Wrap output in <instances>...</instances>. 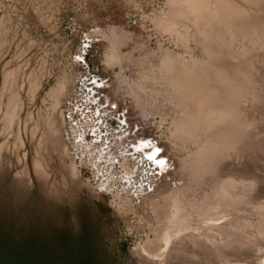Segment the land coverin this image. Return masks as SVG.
<instances>
[{"label": "rangeland", "instance_id": "rangeland-1", "mask_svg": "<svg viewBox=\"0 0 264 264\" xmlns=\"http://www.w3.org/2000/svg\"><path fill=\"white\" fill-rule=\"evenodd\" d=\"M170 2L0 0V23L8 32L0 51V93L6 73L15 74L1 98L0 264H226L225 258L256 264L240 237L248 232L264 249V108L255 101L257 93L264 101L263 60L241 102L220 95L249 121L237 134L248 135L250 145L235 134L239 145L228 147L216 173L221 182L235 176L237 193L253 203L251 209L228 208L226 224L248 226L213 234L211 223H203L193 246L173 241L170 250L162 249L168 254L161 250L168 258L153 251L167 223L165 196L183 199L188 184L195 197L213 190L212 175L202 182L193 159L205 134L191 138L176 129L193 104L182 106L168 85L152 84L166 51L178 59L210 60L187 20L165 28ZM113 45L122 64L108 63ZM63 77L66 90L56 101L47 93ZM35 79L40 88L31 101ZM12 93L23 110L5 131ZM47 115L56 132L47 130ZM36 159L44 174L36 171ZM227 236L233 239L224 246Z\"/></svg>", "mask_w": 264, "mask_h": 264}, {"label": "bare ground", "instance_id": "bare-ground-1", "mask_svg": "<svg viewBox=\"0 0 264 264\" xmlns=\"http://www.w3.org/2000/svg\"><path fill=\"white\" fill-rule=\"evenodd\" d=\"M169 5V17L167 16L165 19V28L167 29L169 26L173 28L178 21L187 20L191 31L194 30L195 35H192L200 38L203 42L202 49L209 53L207 55H210V60L204 62L205 60L203 59L194 61L182 58L178 59L174 56L175 54L173 55L171 52L166 51L156 61L157 66L154 75L157 80H154L152 84L155 87L164 83L166 86L168 85L169 89L172 90L171 99L174 102L177 101L182 106L185 104H193V112H188L183 115L176 129L179 133L190 136L196 133H201V135L205 134L203 137L204 140H202L198 149L193 152V159L195 164L199 165L202 170V182H205L204 179L208 174L212 175L213 190L208 195L205 193L202 197H195L196 195H193L194 191L192 190L193 192H190V185L188 184L184 192L185 194H183V199L181 198L182 196L178 198L176 195H172L175 199L171 195H169L170 197L165 196V204L163 203V205H165V208L167 207L164 210L167 211V219H164V221L167 220V223L165 222L166 224L160 227L161 234L159 237L161 238L160 240L159 237L157 238V241L160 243L157 242L159 245L156 243L158 247H153L156 250L152 248L155 251L154 254L158 256L160 253L163 254L162 252L164 251L162 249L171 248L173 246L172 244H174L173 241H184L193 246L199 231L198 229L200 226L202 227L203 223H211L210 226L212 227L209 230L211 229L210 231L213 234L223 233L226 229L239 230L240 227L246 225L245 222L242 223L238 220L235 224L233 223L235 221L231 222L233 224H226L224 216L226 210L233 205H242L241 208L251 209L253 204L251 198L249 196L242 198L241 196L244 194L240 195L237 193L241 183L237 182L235 176L227 181L221 182L217 178L216 173L221 161L225 158L224 155L227 151L230 152L228 149L234 144L239 145L236 143L237 136L235 137V134L240 129L239 127H243L245 123L247 124L249 122L245 120L246 118L244 119L242 117V113H238L236 109L234 110L233 106L232 108H230L231 106L229 107L228 100L237 101V103L241 102L240 100L243 99V96L249 92L248 87L251 77H253L255 66L259 61H264V0H171ZM183 30L186 29L184 28ZM7 33V29L0 23V51L6 45ZM183 42L184 44L186 43V41ZM110 51L111 54L107 59L109 61L108 63L111 65L115 63L120 64L122 58L119 54L118 47L113 45ZM14 77L15 74L13 71H9L5 75L3 89L0 93V111L2 110V93L6 91L4 90L5 87ZM65 81L64 77L58 79L57 84L48 91L47 96L57 101L66 90ZM30 83L29 94L32 101L40 88V82L35 79ZM220 95H223V99L225 98L228 103L222 100ZM257 95L255 96V101L259 105L257 103L256 105L259 106V109L260 106L264 108V105H262L264 102L263 97H261L262 95L260 94L261 96L258 97ZM21 110H23V103L19 94L12 93L7 111L4 115L3 122L5 131L12 129L13 124L20 119ZM181 110L184 111L183 109ZM27 118L31 120L32 114L29 113ZM44 124L49 133L56 132L53 129L54 119L52 117L47 115ZM213 128H217V135H213L214 137L208 136L209 131H211L212 135ZM243 133L242 135H246ZM237 135L240 134L238 133ZM242 135L239 136V140L243 138ZM247 137L248 135L246 136L247 140H245L249 144ZM191 138H193V135ZM245 140L242 139L240 142L243 143ZM244 144L243 146H245ZM238 147H241V145ZM63 150L65 153V149ZM41 153L43 154V152ZM35 168L37 172H45L44 167L38 159L35 160ZM69 168L72 171L74 167L69 166ZM75 172H70L73 177L75 176ZM249 188L250 186L246 185L245 189L248 190ZM171 199L172 201H170ZM162 208L164 209V207ZM260 225L259 233L264 235V224ZM238 233L240 235V232ZM227 237L224 241V246H228L229 242L233 239ZM210 240L212 241V239ZM210 240L208 241L210 242ZM254 240L253 236L248 234V232L242 238L240 237L241 246L246 247V251L248 250L250 252L248 254L252 260L256 264H264V249L258 246ZM196 245H198L197 242ZM152 250H149V252ZM167 251L165 252L167 253ZM163 255L161 256L163 257ZM164 256L168 258L167 255ZM225 260L227 261L226 264H251V262H240L232 258H225Z\"/></svg>", "mask_w": 264, "mask_h": 264}, {"label": "snow or ice", "instance_id": "snow-or-ice-1", "mask_svg": "<svg viewBox=\"0 0 264 264\" xmlns=\"http://www.w3.org/2000/svg\"><path fill=\"white\" fill-rule=\"evenodd\" d=\"M76 59H77V61H81V62H83L81 56H77ZM91 82H92V83H95V81H91ZM149 159H152V157H149ZM164 163H166V161H165Z\"/></svg>", "mask_w": 264, "mask_h": 264}]
</instances>
